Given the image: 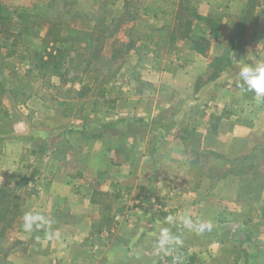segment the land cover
<instances>
[{"label": "crops", "instance_id": "1", "mask_svg": "<svg viewBox=\"0 0 264 264\" xmlns=\"http://www.w3.org/2000/svg\"><path fill=\"white\" fill-rule=\"evenodd\" d=\"M155 1L174 4L142 0V9ZM189 1L203 20L191 26L189 43H176L182 47L180 58L157 56L158 49L172 52L170 23L175 17L139 11L138 16L153 24L145 29L153 30L154 40L141 54L147 60L138 61L134 89L127 86L120 95L106 90L101 96L107 110L111 108L108 114L95 118L88 107L87 120L75 117L55 98L47 100V93L27 91L19 86L22 78L10 77L9 122L0 138V187L10 191L23 180V211L52 219L50 231L60 239H49L45 229L26 233L20 218L17 229L0 237L2 264H171L176 256L191 264L194 256L183 247L190 244L206 254L207 227L197 233L179 217L187 212L194 223L215 226L216 242L220 227L234 226L233 214L223 215L224 202L231 212L239 204L228 203L220 188L207 187L214 178L216 186L223 183L205 172L202 158L211 152L233 162L260 149L264 102L240 87L238 72L241 65L264 58V0ZM112 2L122 7L129 1ZM206 18L216 21V39L225 47L223 62L212 59L217 54ZM26 36V48L41 47V32ZM197 37L210 40L205 54L193 48L191 40ZM81 83H91L90 78ZM75 94L71 100L91 99L90 93ZM240 191L239 186L232 188L233 194ZM211 197L214 206L208 204ZM208 208L215 211L211 223ZM169 215L177 218L172 224L166 222ZM165 229L180 242L157 254ZM251 250L235 256L236 264L254 263ZM257 257L264 258V252ZM164 258L167 262L161 263Z\"/></svg>", "mask_w": 264, "mask_h": 264}, {"label": "rangeland", "instance_id": "2", "mask_svg": "<svg viewBox=\"0 0 264 264\" xmlns=\"http://www.w3.org/2000/svg\"><path fill=\"white\" fill-rule=\"evenodd\" d=\"M128 1L120 7V3H113L112 0H95L94 3L85 0H0V138L9 122L6 112L10 106L8 91L12 90L10 77L22 78L19 86L27 91L40 89L41 93H47V100L55 98L65 112L69 111L71 115L84 120L89 117L88 107H92L94 114H97L95 118L108 114L111 108L107 110V102L101 98L106 90L120 95L127 86L134 89L139 75L138 61L142 58L147 60L148 56L142 57L141 54H145L146 44L154 40L153 30L145 27L153 24H147L138 16L142 10V0ZM164 1L174 3L173 7L162 1L148 5L159 7L160 12L175 17L170 23L173 27L172 41L175 43H170L173 45L172 52H167L165 48L158 49L157 56L166 59L172 53L180 58L178 50H182V47L179 48L176 43H189L185 34L200 19L195 18L194 15L198 13L189 0ZM210 20L216 22L215 19ZM31 31L41 32L39 41L42 43L37 50H29L25 46L26 35ZM212 39V47L217 54L212 59L223 62L226 58L225 47L218 43L216 37ZM20 60H26L27 65H18ZM84 77H89L91 83L83 85ZM75 93H79L80 97L90 93L91 99L71 100ZM109 131L115 133V129ZM259 141L261 146L258 151L233 162L211 152L203 156L202 162L205 161L207 165L205 172L221 177L217 182L223 183V186H216L214 178L207 183V187L220 188L219 194L228 203L234 201L239 204V210L231 212L230 206L224 202L223 215L233 214L234 226L225 223L224 227L219 228L222 232L218 237L221 238L219 242L215 240L217 228L213 225L207 227L209 247L206 254L203 251L201 254L197 247L190 244L183 247L194 256L191 264H236L235 256L247 252V248L252 249L251 253L253 251L256 256L252 264H264V258L257 257L259 252H264V201L260 203L264 197V136ZM250 171L255 173L248 175ZM238 186L241 188L240 194H233L232 188ZM10 192L14 196L9 205L10 213L0 217V237L17 229L23 217L24 204L18 182L13 184ZM208 201L214 206V197ZM3 204L1 201L0 209ZM214 214L215 211L208 208L205 215L209 223L216 218ZM193 237L199 241V234ZM178 250L176 255L179 254ZM187 260V257L176 256L170 263L188 264ZM159 261L164 263L167 259Z\"/></svg>", "mask_w": 264, "mask_h": 264}, {"label": "clouds", "instance_id": "3", "mask_svg": "<svg viewBox=\"0 0 264 264\" xmlns=\"http://www.w3.org/2000/svg\"><path fill=\"white\" fill-rule=\"evenodd\" d=\"M239 80L241 81L240 87L246 91L254 92L255 99L258 103L264 102V58L259 59L253 63H245L240 66L238 72ZM23 230L26 233L31 234L33 231H39L41 229L46 230V235L49 239H60L58 232L50 231L54 221L46 218L40 212L25 211L23 214ZM177 218L169 215L166 218V222L172 224ZM182 224L187 229H195L196 231H202L205 227H211V225L204 224L202 222H193L190 215L186 212L183 216L179 217ZM179 238L171 235L167 229L163 230L159 239V243L155 248V252L158 254L161 251L168 252L169 248L166 246H172L178 244Z\"/></svg>", "mask_w": 264, "mask_h": 264}, {"label": "trees", "instance_id": "4", "mask_svg": "<svg viewBox=\"0 0 264 264\" xmlns=\"http://www.w3.org/2000/svg\"><path fill=\"white\" fill-rule=\"evenodd\" d=\"M158 9H159V7L152 8L151 5H148V6L144 7L142 9V11L145 14L146 13H150V12H154L155 13ZM194 16L197 19H200V20L202 19L203 20V18L200 15H198V14L194 15ZM205 21H207V23H209V25L211 26V32H210L211 35L214 36V37H217L218 34H217V31H216V28H215L216 22H213L212 20H210V18H206ZM185 37L189 38V31L185 34ZM191 43L193 44V48L195 49V51H197V52H199L201 54H205L207 49H208V47H209V45H210V40L205 38V37H197L196 39H192ZM216 60H217V58H216ZM217 61H219V60H217ZM101 90H102V88H101ZM23 184L24 183H23V180H22V181H20L18 183V186H22ZM12 196H14L12 192H10V191H8L6 189L0 188V200L2 201V203H4L2 205V207H1V209H0V217H3L6 214L10 213L9 205L11 203V200H13ZM15 215H16V213H14L13 216H15Z\"/></svg>", "mask_w": 264, "mask_h": 264}]
</instances>
